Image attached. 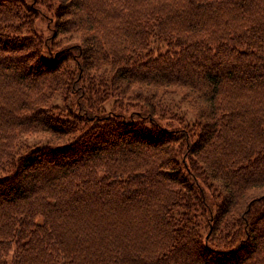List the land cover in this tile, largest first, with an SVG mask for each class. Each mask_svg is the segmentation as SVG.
<instances>
[{
  "label": "trees",
  "instance_id": "obj_1",
  "mask_svg": "<svg viewBox=\"0 0 264 264\" xmlns=\"http://www.w3.org/2000/svg\"><path fill=\"white\" fill-rule=\"evenodd\" d=\"M31 3L0 0V264H264V0H55L45 40Z\"/></svg>",
  "mask_w": 264,
  "mask_h": 264
},
{
  "label": "rangeland",
  "instance_id": "obj_2",
  "mask_svg": "<svg viewBox=\"0 0 264 264\" xmlns=\"http://www.w3.org/2000/svg\"><path fill=\"white\" fill-rule=\"evenodd\" d=\"M27 2L30 3V5L32 4L31 2L33 0H25ZM37 1V4L36 6L38 7V11L40 12V14L37 15L38 18H35L34 19V29H36L37 32H35L40 38L41 40H45V36L47 35H50V31L47 30L46 26L48 24L47 22V18L48 20L50 19L49 16L51 15V11H47V8H46V5L48 4H54L55 0H36ZM54 7V5L52 6ZM75 35V33L73 34ZM68 34L65 36L67 37ZM57 38H59L60 36L57 35L56 36ZM57 38H54V40H57ZM151 42L149 41V46L152 47V55H155V51L154 49L157 47L158 49H160V45H161V41H159V39L155 36H153L151 38ZM75 38H70V39H67L66 38H59L58 42L60 43L56 48H60L61 46H64V44L66 42H72L74 41ZM67 65H71V63H68ZM72 68L74 66H71ZM71 68V69H72ZM73 80L75 81V79H79L80 81H75L77 82L78 84H80L79 87H82L84 88V96H87L88 94V80L85 76V74H81L79 76V74L74 71L73 72ZM78 87V88H79ZM135 90V88H133L131 91ZM168 90H173L171 94H167V95H164V99H171L173 103L176 104V107H173L172 106V111H175V117H176V120H173L171 123L170 122H167L165 120L161 121V124L164 125V126H175V122H177L178 124H180L182 127H188V126H191V124L194 122V114L193 112L190 111V109H188L187 107V102H181L179 103V97L181 95V92L177 89H175L174 87H171V88H168ZM91 93V90L89 91ZM134 92V91H133ZM157 92L160 94L161 90L160 88L157 89ZM54 99V100H53ZM60 98L58 96H54L52 99H50V101L52 100V105L55 104L56 107L58 106H61L62 103L61 102V99L59 100ZM110 100H108L107 102L103 103V106H104V110H108L111 106H114V102H109ZM123 102V101H122ZM49 104V102H48ZM51 104H49V106L51 107V110H50V113H52V115L54 117H57L56 116V111L54 110V106H52ZM72 106L76 107V103L73 102L71 103ZM93 105L94 107V104H91ZM98 110L102 109L101 107L103 106H100V105H96ZM138 106V105H137ZM59 108V107H58ZM76 110V108H73L72 107V110L70 113H74ZM171 110V109H170ZM55 113V115H54ZM169 115V114H168ZM66 116L62 117V118H65ZM169 123V124H168ZM78 134V133H77ZM46 136V133L43 131V132H33V133H27V134H23L22 140H24L27 144H38V145H43L45 144V142L48 141L47 138H45ZM73 139V138H72ZM71 139V140H72ZM49 143V142H48ZM100 151H103V148L100 150ZM103 153V152H102ZM210 192V191H208ZM211 194V193H210ZM212 195L215 197V194L212 193ZM244 200V198L242 199V201ZM203 230V228H202Z\"/></svg>",
  "mask_w": 264,
  "mask_h": 264
}]
</instances>
